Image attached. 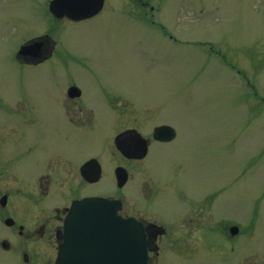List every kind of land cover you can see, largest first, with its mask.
<instances>
[{
    "label": "rangeland",
    "instance_id": "obj_1",
    "mask_svg": "<svg viewBox=\"0 0 264 264\" xmlns=\"http://www.w3.org/2000/svg\"><path fill=\"white\" fill-rule=\"evenodd\" d=\"M48 1L0 0L4 157L23 150L25 139L13 131L31 133L10 112L15 98L26 91L39 95L40 82H54L45 66L29 71L9 57L49 23ZM140 1L105 0L102 13L73 33L108 41L95 77L126 97L113 105L111 129L125 119L147 132L165 124L177 133L146 160L156 181L145 166L127 165L126 205L144 206L138 192L148 176L151 195L143 209L146 220L166 230L162 239L183 240L182 223H204L203 242L179 252L162 249L172 256L161 264H264V0ZM86 141L78 157L87 154ZM163 177L169 182L160 184ZM231 226L238 228L233 242L224 232Z\"/></svg>",
    "mask_w": 264,
    "mask_h": 264
},
{
    "label": "flooded vegetation",
    "instance_id": "obj_2",
    "mask_svg": "<svg viewBox=\"0 0 264 264\" xmlns=\"http://www.w3.org/2000/svg\"><path fill=\"white\" fill-rule=\"evenodd\" d=\"M50 1L44 14L49 23H44L41 33L23 40L9 55L29 71L45 66L54 82H40L39 95L26 91L11 105V114L31 133L22 135L13 131L14 135L19 134L25 139L23 150L5 157L0 153V253L3 254L0 264H54L68 208L73 201L89 197L115 200L119 203V216L134 217L142 222L150 243L147 262L161 264L162 260L172 256L168 255L170 252L164 254L162 249L172 247L179 252L203 242L198 238L205 229L204 223L194 227L182 223L183 240L162 239L166 230L145 218L148 213L143 208L147 207L146 200L152 188L146 174L156 181L145 165L146 160L157 146L173 143L176 130L173 128L175 135L171 141L163 142L153 137L157 126L148 132L142 129V132L141 128L126 126L124 119V125L110 128L112 109L116 111L113 105H121L122 98L126 97L112 94L109 84L100 82L99 76L95 77L94 68L103 64L101 60L107 52L108 41L98 40L89 31L73 35L102 13L105 0L97 14L81 20L55 17L48 9ZM71 28L74 32L67 34ZM76 42L78 47H72ZM84 77L92 80L81 82ZM120 113H126L124 106H120ZM85 139L87 154L78 157L76 149ZM116 140L132 151L143 146L144 157L126 158L116 148ZM128 164L145 166L147 179L144 177L138 192L144 206L126 205L124 188L130 177ZM117 168H124L128 173V181L122 187L117 186ZM85 177L96 180L91 182ZM167 180L170 179L163 177L160 184ZM109 181L111 185L108 186ZM106 183L107 187H104ZM229 228H224L226 235ZM227 240L233 242L234 236Z\"/></svg>",
    "mask_w": 264,
    "mask_h": 264
},
{
    "label": "water",
    "instance_id": "obj_3",
    "mask_svg": "<svg viewBox=\"0 0 264 264\" xmlns=\"http://www.w3.org/2000/svg\"><path fill=\"white\" fill-rule=\"evenodd\" d=\"M103 0H52L49 11L55 17L67 16L81 20L95 15ZM170 126L154 129L153 137L169 142L174 138ZM118 151L128 159H141L145 148L141 145L135 151L115 141ZM117 186L127 181L123 168L115 171ZM88 181H95L92 179ZM119 203L100 197L76 200L70 205L63 222L62 243L58 247L54 264H147V250L150 247L141 222L134 218L117 215ZM231 235L238 228L229 229Z\"/></svg>",
    "mask_w": 264,
    "mask_h": 264
}]
</instances>
